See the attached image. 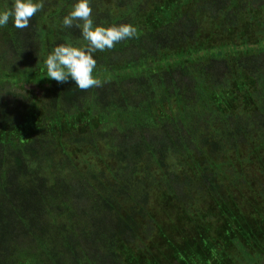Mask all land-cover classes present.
<instances>
[{"label":"trees","instance_id":"trees-1","mask_svg":"<svg viewBox=\"0 0 264 264\" xmlns=\"http://www.w3.org/2000/svg\"><path fill=\"white\" fill-rule=\"evenodd\" d=\"M74 3L0 27V264H264V0H91L137 32L87 90Z\"/></svg>","mask_w":264,"mask_h":264},{"label":"clouds","instance_id":"clouds-1","mask_svg":"<svg viewBox=\"0 0 264 264\" xmlns=\"http://www.w3.org/2000/svg\"><path fill=\"white\" fill-rule=\"evenodd\" d=\"M43 6V0H15L10 9L0 10V27L6 26L11 18L15 28L25 29L31 18L43 10ZM92 12L91 0H75L69 13L64 16L62 28L80 29L87 43L79 47L71 42L56 46L44 60L48 79L60 84L72 81L80 90L99 86L100 80L94 75L97 67L94 54L111 50L119 42L136 36L137 29L131 24L109 27L95 25Z\"/></svg>","mask_w":264,"mask_h":264}]
</instances>
